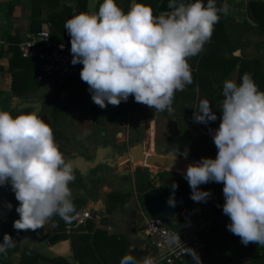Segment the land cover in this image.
Here are the masks:
<instances>
[{"label": "clouds", "instance_id": "1", "mask_svg": "<svg viewBox=\"0 0 264 264\" xmlns=\"http://www.w3.org/2000/svg\"><path fill=\"white\" fill-rule=\"evenodd\" d=\"M167 7L170 11L154 16L150 6L136 0L127 12L115 0H102L98 10L65 20L70 63L83 65L79 76L96 105L117 106L131 95L134 102L157 112L173 111L174 93L192 82L188 58L203 51L227 4L217 8L216 0H168ZM222 95L220 123L212 133L216 156L188 164L183 178L196 202H206L211 195L198 185L222 182V213L230 220L227 230L243 245L264 246V91L244 73L239 84L224 80ZM192 119L207 124L217 116L202 98ZM181 155L186 157L187 152ZM73 179L71 164L44 119L36 112L13 116L0 110V186L9 184L18 201L15 230L38 229L54 215L70 221L75 205L68 185ZM168 204L174 205V200ZM167 241L180 242L171 233ZM14 243L5 233L0 253L6 254ZM185 253L194 264H202L194 249L186 247ZM119 264H157V258L149 254L137 260L125 254Z\"/></svg>", "mask_w": 264, "mask_h": 264}, {"label": "trees", "instance_id": "2", "mask_svg": "<svg viewBox=\"0 0 264 264\" xmlns=\"http://www.w3.org/2000/svg\"><path fill=\"white\" fill-rule=\"evenodd\" d=\"M32 3L31 15V31L37 32L39 30L41 18H42V6L46 5L48 7L47 22L50 25V30L52 36L55 40L62 42L64 44L70 45V37L67 33V30L64 29L63 25L66 19L70 18L74 14L80 12H88V0H78L75 6H64L61 11L59 7L61 6V0H29ZM119 0H115L118 5ZM133 0H128V3L124 7L125 12L129 10V4ZM102 2V0L100 1ZM99 2V3H100ZM136 2L150 6L154 16H158L161 13L170 11L167 7L168 0H136ZM206 3V0H204ZM224 0H216L217 8L221 7V4ZM5 6V18L8 19L12 12V3L3 4ZM99 6V5H98ZM250 10L254 18L255 25L248 23H238L233 19L225 16L222 12L218 13L219 20L214 24L211 38L203 46V51H201L196 56L188 58V63L191 69L192 82L185 85L184 89L181 91H176L174 93L173 100L178 104L177 112L180 115L184 114L185 104L187 101H195L196 111L199 110V101L207 99L212 111L216 112L217 119L215 121H209L207 124L194 122L190 119L187 121L188 126H193L200 128L208 134H212L217 128L220 121V102L223 100L222 87L223 81L226 79H231L233 74H236V83L239 84L240 77L244 73H249L258 86V89L264 91V58L255 57L247 58L244 54L241 56H235L236 52L240 47L237 44V41L234 39L232 31L228 29V23H234L236 25L248 28L254 31L256 34L264 37V1H254L250 3ZM58 33H57V32ZM3 38L7 37L10 44L8 52H10L11 58L9 59L10 66L16 70L13 73V83L12 89L18 96H23L25 89H29L33 84L30 83L32 77H36V80L41 84L48 81L50 84H53L56 90V93L53 98L46 99V113L50 118L55 120L56 114H59L62 122L67 121L68 109L76 108L82 109L84 105L91 106L92 109V119L94 124L97 126V130L101 133L105 131L108 124L114 125L117 122V119L128 118L134 112L143 108L144 104L134 102L132 96L128 97L126 102L122 101L119 105L113 106L106 102L104 108L96 105L87 94L88 85L83 84V82L77 80L74 83L75 91L71 94L70 98L65 100H60V93L64 89L65 85L59 84L57 77L54 79H48L47 77L40 81L38 79L40 75L38 62L35 60L24 59L20 55L19 51V39L12 37L8 30L7 26L2 29ZM259 50L263 51L264 54V43H261ZM6 51L4 49L3 43L0 42V58L4 57ZM83 65L79 64L81 69ZM72 77V76H70ZM69 78V77H68ZM67 79V78H65ZM11 98L0 94V104L3 103L6 108H9ZM87 101L90 103L87 104ZM155 109H152L154 111ZM12 115V114H11ZM178 177L176 173L173 172H163L159 173L158 177L161 179L162 184L161 188H170L175 183L177 186L175 189L185 190L187 192L186 200V209H195L196 213H201L199 209L196 208L195 203L190 199L191 189L186 180H181L176 182L173 181L175 177ZM170 180V184H167V181ZM82 183L87 189L88 195L92 201H96L98 194L95 192V187L99 184L105 183L107 181V176L104 172H99L93 174L90 183L81 182V178L77 175H74V179L69 183L73 182ZM169 182V181H168ZM154 179L150 177L148 171L142 167H138L134 172V182L133 188L127 193H110L108 198V207L107 214H111L115 209L125 210V205L128 203L129 199L134 195L137 196L142 201V195L154 188H156ZM5 199L12 205L9 209L8 217L5 221H0V242H2L3 235L8 233L11 237H16L14 245L11 248L6 249V254L0 253V261L2 264H8L9 257L20 250V238L22 235L26 234L28 230H15L12 226L13 221L18 219V214L15 211L18 201L14 197V193L9 187L4 194ZM72 201L75 205V212L72 214V218L83 209L86 208L88 200L86 197L72 195ZM95 215L96 213L93 212ZM229 218L226 219V221ZM51 226L56 231H63L67 228L68 225L74 224L72 219L68 222L61 219L59 216L54 215L50 218ZM106 220L104 219V222ZM103 222V221H102ZM222 224H215L211 230L210 235L206 238V245L209 248L208 240L210 244H213L214 234L221 229ZM174 228L176 225L171 224ZM94 222L88 220L84 226H79L78 230L87 231V234L81 236L82 240L87 243V247L93 248L97 251V258L101 260L103 264L109 263L111 254L107 253L105 250H101L99 241L103 236V231L97 229L93 232ZM115 240L120 239L119 241L124 242L125 238L120 236L117 237L113 235L110 239ZM131 255L136 257V252H132ZM188 258V257H187ZM187 258L183 264H186ZM59 260V259H58ZM58 260L53 261V263H58ZM233 259H226V262H232ZM252 264H264V257H259L256 255L252 259Z\"/></svg>", "mask_w": 264, "mask_h": 264}, {"label": "crops", "instance_id": "3", "mask_svg": "<svg viewBox=\"0 0 264 264\" xmlns=\"http://www.w3.org/2000/svg\"><path fill=\"white\" fill-rule=\"evenodd\" d=\"M100 1L101 0H88V12L90 13L98 10ZM254 1L264 0H224L222 5L227 4V11L222 13L238 23H248L255 25L254 18L250 10V3ZM77 2L78 0H61V6L58 10L61 11L65 5L75 6ZM132 2H130L129 8L131 7ZM127 3L128 0H119L118 6L124 10V7ZM12 8L13 12L11 16L6 19V8L5 6L0 5V42L3 43L4 49L6 51L4 57L0 58V94H4L5 96L11 98L9 108H6V106L1 103L0 110H6L13 116H16L25 111H17L12 109V103L14 100L18 98L33 101L42 100L44 114L48 119L49 124L52 125L51 121H54V119L50 118V116L46 113V100L43 98L37 99L36 96L39 95L43 97L45 94V89L43 87L47 84L53 86V84L45 81L41 87L32 85L29 89L24 90L23 96H18L12 89L13 73L16 70L10 66L9 59L12 55L10 52H8L10 44L7 37L3 38L2 29L7 26L9 34L12 37L18 38L20 42L36 33L31 31L32 3L29 0H18L12 2ZM47 15L48 7L43 5L42 18L38 31H51L50 25L47 22ZM4 19L6 20V24L4 27H2ZM48 79L50 80L51 78ZM77 80L83 82V84H86V82L80 79L79 73L63 80V85H65V87L61 92V95L63 96L61 97V100H65L70 96L71 93L75 91L74 83ZM48 90L49 89L47 88L46 92ZM54 95L55 90H53V94L49 96V99L53 98ZM87 96L91 97L90 92L87 94ZM72 110H76L80 115V113H85V111L88 110V105H84L82 110L76 108H73ZM89 118H91V116H89ZM60 123H63L61 121V117L59 118L58 123L55 124L57 128L53 129L58 130ZM197 129L201 130L200 128ZM201 131L208 137L212 138V134H208L203 130ZM59 135L60 131L59 134L54 137L55 140ZM102 135H104V133H102ZM60 150H63L65 154L71 153L65 148L64 140L61 142ZM168 157L174 158L172 156ZM175 157L178 158L179 156L175 155ZM201 157L215 158V156H208L207 152L204 155H197L193 156L192 158L188 156V162L183 164L184 167L182 170L178 169L179 172H182L180 175L178 174V177H180L182 180L186 166L190 163L198 161ZM165 170L168 171L172 169H168L167 167ZM183 180L185 179L183 178ZM9 187L10 185L7 183H5L3 186H0V221H5L9 214V208L7 207L9 202L4 197L5 191ZM222 187L223 184L219 182L218 188H215L214 190L210 189L211 196L214 198V205H212L211 209L204 202L194 201L196 208L201 211V213H198L200 217L216 218L223 214L222 205L224 203V197L222 194ZM205 190L208 191L209 189L206 188ZM136 198L139 197L137 194H134L130 201L125 205L124 211L115 209L111 214H107L108 202L106 200H101L102 204L91 200L86 205V208L92 209V212L96 213L95 215L93 214V218L90 219L94 222L93 232H95L97 229H100L104 232L103 235H101L103 237L99 241V245L102 251L105 250L107 253L111 254L109 263L107 264H119V260L123 255H131V253L134 251L136 252L135 258L137 260H140L149 254L152 256L155 255L154 246L145 232L144 216H146L147 213L145 210H134L135 202L133 200ZM211 211H213L215 214L209 215ZM227 218L228 216L226 215L225 220L219 223L222 224L221 229L214 234L213 244H210L211 240H208L209 248L207 247V249L204 248L202 251L197 252L202 264H252V259L256 255L259 257H264V246H260L252 242H249L247 245H243L240 242L239 236L234 235L227 230L226 224L230 223L229 219L226 221ZM104 219L106 220L105 222ZM139 219L141 220L142 224L139 222ZM78 227L79 226L72 224L68 225L63 231H56L52 228L51 220H49L46 225L38 229H29L26 234L21 236L19 241L20 250L13 253L9 257L8 264H103L101 260L97 258V251L93 248L87 247V243L81 238L82 235L87 234V231H80L78 230ZM113 235H116L117 237H124V242L119 241V238L118 240L113 238L110 239V237ZM12 239L15 241L17 238L14 236ZM226 259H233V261L226 262ZM56 260H58V263H53V261ZM0 264H2L1 261ZM186 264H194L191 255L188 256Z\"/></svg>", "mask_w": 264, "mask_h": 264}, {"label": "rangeland", "instance_id": "4", "mask_svg": "<svg viewBox=\"0 0 264 264\" xmlns=\"http://www.w3.org/2000/svg\"><path fill=\"white\" fill-rule=\"evenodd\" d=\"M227 26L228 29L232 31L233 37L240 47V49L234 52L235 56L244 54L247 58H264L263 51L261 48L259 50L258 47L261 43H264V37H261L248 28L236 25L232 22L228 23ZM231 79L235 80L236 74H233ZM30 83L37 87L42 86V84L36 80V77H32ZM58 83L63 85V81ZM43 88L45 89L44 96L41 97L38 95L36 96L37 99L43 98L46 100L53 94V90H55L54 85L47 84ZM47 88L49 90L46 92ZM61 94L62 93H60V100L61 97H63ZM70 96L66 99L70 98ZM89 98L91 97H88V99ZM89 103L90 102L87 101V104ZM185 105L183 115L178 114V104L174 100L172 101L173 111L171 113L166 110L161 112H157L156 110L152 111V109L144 105L142 109L134 112L128 118L124 119L120 117L117 119L116 124H108L105 131L102 132L104 135L97 130V126L92 122L93 119L91 118L93 112L91 106L88 105V110H86L85 113H80V115L76 110L70 108L68 109L69 117L67 121L65 123H60L58 126L60 135L56 138V141L60 148L61 142L64 140L65 148L68 152H76L79 149H83L88 153L90 149H93L99 143L111 142L117 151L129 154V159H126L115 168L109 169L106 167H99L92 171L93 174L104 172L107 176V181H105V183L95 187V192L98 194V199L95 202L99 200L108 201L110 193L129 192L133 188L134 172L138 167H142L148 171L150 177L154 179L156 186L160 187L162 181L158 177L159 173L170 171L180 175L182 172L174 170L167 171L165 168L153 167L149 161L135 163L133 162L132 154L134 150L143 155L153 154L164 157L176 155L179 156L178 158L175 157L178 160H185L188 156L192 158L193 156L204 155L206 152L208 156H216L217 149L212 142V138L197 129V127L188 126L187 124L188 120H192L193 112L196 111L195 101L189 100ZM89 116H91V118H89ZM59 118L60 115L56 114L55 120L51 121L52 128H57L55 124L58 123ZM185 151L187 152L186 157L181 155V153ZM179 178L180 177L176 176L173 181L178 182L180 181ZM168 181L167 184H170V180ZM68 186L71 189L72 195L86 197L89 199L88 202L92 200L82 183L75 181ZM218 187V182H208L198 185V188L204 191H207L205 190L206 188L214 190ZM213 199L214 198L210 195L207 201L204 202L210 209L212 205H214ZM133 201L135 202L134 210H144L143 202L140 198H136ZM214 214L215 213L211 211L209 215ZM139 222L142 224L140 219Z\"/></svg>", "mask_w": 264, "mask_h": 264}, {"label": "built area", "instance_id": "5", "mask_svg": "<svg viewBox=\"0 0 264 264\" xmlns=\"http://www.w3.org/2000/svg\"><path fill=\"white\" fill-rule=\"evenodd\" d=\"M69 49L70 45L55 40L49 30L38 31L19 43L21 57L38 62L40 81L46 77L51 79L57 77L61 82L80 72L79 63L75 65L70 63L72 55ZM92 218V209L85 208L78 212L72 221L74 225L80 226ZM225 218V214L216 218L200 217L194 209L185 208L172 221L176 225L174 228L171 226L172 223L166 224L149 214L144 216L145 232L154 246L157 264H183L189 256L185 253L186 247L196 252L202 251L214 225L223 222ZM170 233L177 234L180 242L169 244L167 236Z\"/></svg>", "mask_w": 264, "mask_h": 264}, {"label": "water", "instance_id": "6", "mask_svg": "<svg viewBox=\"0 0 264 264\" xmlns=\"http://www.w3.org/2000/svg\"><path fill=\"white\" fill-rule=\"evenodd\" d=\"M18 0H0V5L9 4ZM6 24V20H3L2 27ZM43 108V101H33L25 100L18 98L13 101L12 109L17 111H24L27 109H33L32 112H36L38 115L41 113ZM55 133L53 132V135ZM136 150L133 151V158ZM73 156H76L69 163L72 167V172L79 171L81 174L87 172L90 168H94L99 164V160L95 162L86 161L84 157L78 156V153H73ZM173 157V156H172ZM115 162L112 167L118 166L120 163L129 159V154L125 153L123 156L115 155ZM112 160V159H111ZM188 162V158L185 160H180L179 162L163 160L161 156H157L151 159L150 164L154 166H166L172 168L174 171H178L184 167L183 164ZM124 175V174H123ZM70 183V182H69ZM174 200V205H169L168 200ZM187 200V192L181 189H170V188H161L156 187L142 195V202L144 210L147 214L158 218L165 222L166 224L172 223L185 209ZM99 204H102L101 200L98 201Z\"/></svg>", "mask_w": 264, "mask_h": 264}, {"label": "flooded vegetation", "instance_id": "7", "mask_svg": "<svg viewBox=\"0 0 264 264\" xmlns=\"http://www.w3.org/2000/svg\"><path fill=\"white\" fill-rule=\"evenodd\" d=\"M42 101V100H41ZM25 112H29V111H33V109H27L24 110ZM39 116L44 119V121L46 123L49 124L48 119L46 118L45 114H44V106L41 110V113L39 114ZM50 125V124H49ZM51 127V125H50ZM52 128V127H51ZM54 137L57 136L59 134V131L56 129H53ZM66 161L70 162L72 159H74L76 156H73V153L75 152H71L69 154H65L63 150H60ZM78 153V156H82L84 157V159L86 161H90V162H95L96 160H99V164L94 167V168H90L87 172H85L84 174H81L79 171H74L73 175H77L79 178H81V182L85 183H90L91 178L93 177V173L92 171L99 168V167H103V168H115L112 167L111 164H113L116 160L115 155L118 154L120 157L123 156V154H125L126 152H122L120 153L119 151L116 150V148L114 147L113 143L111 142H105V143H99L98 145H96L93 149H90L88 151V153L83 150V149H79L78 151H76ZM112 159V160H111ZM117 167V166H116Z\"/></svg>", "mask_w": 264, "mask_h": 264}, {"label": "bare ground", "instance_id": "8", "mask_svg": "<svg viewBox=\"0 0 264 264\" xmlns=\"http://www.w3.org/2000/svg\"><path fill=\"white\" fill-rule=\"evenodd\" d=\"M154 157H157V155H153V154H149V155H143V154H140L138 151L135 152L134 154V158H133V162L135 163H138L140 161H149L151 162V159L154 158ZM163 160H167V161H174V162H179V160L175 159L173 160L174 158H171V157H164V156H161ZM153 167H159V168H167L166 166H154L152 165ZM168 169H172L170 167H168Z\"/></svg>", "mask_w": 264, "mask_h": 264}]
</instances>
